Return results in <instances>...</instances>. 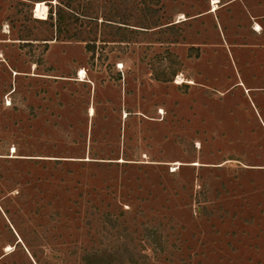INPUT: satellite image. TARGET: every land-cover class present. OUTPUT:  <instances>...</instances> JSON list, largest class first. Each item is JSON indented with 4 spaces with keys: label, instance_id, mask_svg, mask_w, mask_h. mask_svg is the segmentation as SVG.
Instances as JSON below:
<instances>
[{
    "label": "rangeland",
    "instance_id": "obj_1",
    "mask_svg": "<svg viewBox=\"0 0 264 264\" xmlns=\"http://www.w3.org/2000/svg\"><path fill=\"white\" fill-rule=\"evenodd\" d=\"M0 264H264V0H0Z\"/></svg>",
    "mask_w": 264,
    "mask_h": 264
},
{
    "label": "bare ground",
    "instance_id": "obj_2",
    "mask_svg": "<svg viewBox=\"0 0 264 264\" xmlns=\"http://www.w3.org/2000/svg\"><path fill=\"white\" fill-rule=\"evenodd\" d=\"M211 1H212L213 4L216 2V0H211ZM45 8L46 7H45V5L42 2H36L35 10H36L37 13L44 14ZM255 27L258 29L259 28V25L258 24H255ZM81 73H83V70L81 71Z\"/></svg>",
    "mask_w": 264,
    "mask_h": 264
}]
</instances>
